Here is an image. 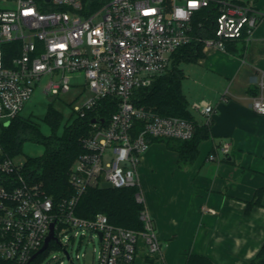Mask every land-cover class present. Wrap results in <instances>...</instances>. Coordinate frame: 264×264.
I'll list each match as a JSON object with an SVG mask.
<instances>
[{
  "label": "built area",
  "instance_id": "built-area-1",
  "mask_svg": "<svg viewBox=\"0 0 264 264\" xmlns=\"http://www.w3.org/2000/svg\"><path fill=\"white\" fill-rule=\"evenodd\" d=\"M212 6V35L196 33L195 21L201 18L202 33L201 14ZM263 18L252 0H0V121L5 128L38 87L57 97L79 86L83 77L91 95L74 109L81 118L101 99L117 101L110 119L91 123L92 132L82 141L85 152L70 172L71 198L56 202L26 172V162L16 163L0 143V264H29L52 224L57 239L49 246L60 244L68 232L98 236V264H135L143 249L162 257L142 184V158L153 138L191 140L196 126L138 106L135 91L165 75L181 47L200 42L204 49L225 52L229 40L248 43ZM193 108L204 116L203 124H212L211 102ZM252 109L264 115V74ZM221 151L227 156L230 144ZM105 184L135 189V200L143 206L142 230L116 226L103 213L92 219L76 215L83 193Z\"/></svg>",
  "mask_w": 264,
  "mask_h": 264
},
{
  "label": "crops",
  "instance_id": "crops-1",
  "mask_svg": "<svg viewBox=\"0 0 264 264\" xmlns=\"http://www.w3.org/2000/svg\"><path fill=\"white\" fill-rule=\"evenodd\" d=\"M252 1L264 13V0ZM244 44L238 55L209 48L184 63L182 90L193 120L204 125L189 94L203 90L215 108L211 137L199 144L196 158L180 159L162 140L167 138L152 139L142 158L148 211L165 248L154 264H185L188 254L205 255L213 264H250L264 245V195L247 209L264 190V115L252 109L264 74V18ZM224 143L230 144L227 156ZM149 257L139 250L135 264H147Z\"/></svg>",
  "mask_w": 264,
  "mask_h": 264
},
{
  "label": "trees",
  "instance_id": "trees-1",
  "mask_svg": "<svg viewBox=\"0 0 264 264\" xmlns=\"http://www.w3.org/2000/svg\"><path fill=\"white\" fill-rule=\"evenodd\" d=\"M201 16L204 22L203 31L200 33L201 30L198 29V22L201 21V18L195 21V31L211 36L212 32L208 30L213 28V18L216 16L215 8L212 6L204 10ZM242 42L227 41L226 51L232 55L241 54L245 49V42ZM203 50L204 45L200 42H192L181 47L173 54L168 72L158 77L150 87L136 90L133 98L138 106L156 114L180 117L195 124L196 130L191 140L162 139L169 145V148L176 149L180 159L185 162H192L198 155L199 144L211 137L210 128L207 125H200L193 120L189 103L182 90L184 71L181 64L197 61L203 56ZM116 110V99L104 98L99 101L95 110L87 113L86 117L78 116L72 122L63 124L62 115L50 106L45 117L46 123L51 128L50 134L43 133L39 124L33 121L32 117L19 115L5 128L0 137V143L5 152L13 158L20 153L26 141L42 144L44 153L40 157L26 160V172L34 181L42 183L47 193L53 196L56 202H59L71 198L75 194V190L69 182L70 172L75 161L85 152L82 141L92 132V120L108 121ZM153 139L155 140V138ZM263 195L264 190L258 191L255 202L248 203L247 209L250 210L252 207L260 205ZM142 209L143 206L135 200V189H116L110 185H104L88 188L83 193L76 207V215L84 219H92L97 214L103 213L116 226L140 231L144 227L140 219ZM57 244L51 243L49 248L58 246ZM48 249L41 256L47 253ZM185 264L213 263L205 255L188 254ZM250 264H264V245Z\"/></svg>",
  "mask_w": 264,
  "mask_h": 264
},
{
  "label": "rangeland",
  "instance_id": "rangeland-1",
  "mask_svg": "<svg viewBox=\"0 0 264 264\" xmlns=\"http://www.w3.org/2000/svg\"><path fill=\"white\" fill-rule=\"evenodd\" d=\"M186 66L184 63L181 64L182 69H186ZM79 80V86L73 87L69 93L60 94L57 97L46 95L42 88H36L31 100L25 104L21 115L24 117H32L33 121L39 124L45 134H50L51 132L50 126L45 121L50 106L62 115L63 124L77 119L78 115L74 112L75 107L83 105L91 95L89 89L84 86V78L81 77ZM188 83L191 82L186 79L184 83L185 87L189 85ZM186 93L188 95V91ZM204 98H207V96L203 90H200L198 93L189 94L188 99L190 101L196 100L193 103L194 105L197 102L200 103L206 100ZM3 125L4 122L0 121V137L5 130ZM43 153L44 146L42 144L26 141L20 153L14 156V160L16 163H23L28 158L40 157ZM60 244L49 248L47 253L35 260L32 264H98L99 251L101 250L98 236L92 238L90 233H86L84 236H74L72 232H68L60 237ZM164 250L165 248L162 246V252ZM145 251H148V249ZM67 253L70 256L69 258ZM77 255L80 256V259H77ZM149 258L152 259H148L147 264H154L153 262L158 260L156 255ZM159 259H161V256H159ZM161 264L165 263L161 260Z\"/></svg>",
  "mask_w": 264,
  "mask_h": 264
},
{
  "label": "water",
  "instance_id": "water-1",
  "mask_svg": "<svg viewBox=\"0 0 264 264\" xmlns=\"http://www.w3.org/2000/svg\"><path fill=\"white\" fill-rule=\"evenodd\" d=\"M97 122H101V123H104V120H96V119H94V120H92V124H95V123H97ZM9 125V123H7V126ZM100 237H101V235H100ZM57 238H56V236H55V232H54V224H52L51 225V232H50V234H49V236L46 238V240H45V244L43 245V247L32 257V259H31V261H30V263L32 262V261H34L37 257H39L40 255H42L47 249H48V247H49V243L51 242V241H55ZM67 256H68V258L70 257L69 256V254L67 253ZM29 263V264H30Z\"/></svg>",
  "mask_w": 264,
  "mask_h": 264
}]
</instances>
